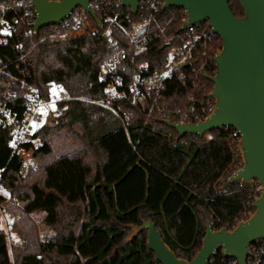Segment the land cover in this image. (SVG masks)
<instances>
[{
	"label": "trees",
	"instance_id": "trees-1",
	"mask_svg": "<svg viewBox=\"0 0 264 264\" xmlns=\"http://www.w3.org/2000/svg\"><path fill=\"white\" fill-rule=\"evenodd\" d=\"M228 3L234 15L242 14L237 0ZM103 9L116 25L102 18ZM118 10V15L111 12L107 0L93 9L101 22L94 33L59 38L54 30L60 25L44 26L37 36L26 34L32 27L20 7L4 14L11 27L5 33L0 26L5 38L0 101L22 115L34 100L48 99L53 83L71 98L59 104L55 123L34 132L39 140L34 171L19 173L9 131L0 127V203L8 198L5 209L14 215L10 231L18 238L9 247L0 227V264H160L147 247L146 231L127 240L129 226L142 221L153 222L176 256L190 260L201 247L207 222L231 230L245 208L254 211L246 206L249 186L228 182L217 191L219 177L232 167L226 130L212 131L208 139L178 138L154 104L142 105L128 89L133 71L145 65L144 75L159 73L168 50L180 45L182 9L150 10L140 2L135 14L127 7ZM134 25L141 26L137 43L146 38L140 48L126 34ZM216 45L221 46L219 37ZM121 51L125 59L119 58ZM202 62L200 50L192 48L188 65L177 70L184 82L166 79L156 104L184 106L190 94L206 97L213 86L211 72L191 70ZM102 68L123 78L118 89L124 95L110 107L100 103L106 87L98 76ZM61 130L73 132L80 144L54 151L53 136ZM37 213L50 230L45 238L32 218ZM216 253L222 257L220 249Z\"/></svg>",
	"mask_w": 264,
	"mask_h": 264
},
{
	"label": "water",
	"instance_id": "water-1",
	"mask_svg": "<svg viewBox=\"0 0 264 264\" xmlns=\"http://www.w3.org/2000/svg\"><path fill=\"white\" fill-rule=\"evenodd\" d=\"M91 0H32L36 13L33 34L48 25H58L77 7L87 12L98 25L100 20L90 8ZM133 14L142 0H119ZM242 14L234 15L228 0H164L162 9L181 8L185 12L186 26L206 23L221 40L215 56L217 72L209 79L213 83L207 97L213 98L215 107L204 119L196 123L164 120L177 137H202L222 128H234L240 135L239 148L242 167L232 174L228 182L248 183L256 179L262 186L254 200V211L231 229H214L206 223L202 244L195 256L186 260L177 257L163 241L161 233L151 221L130 225L127 240L146 231L147 247L160 264H207L218 249L224 257H234L245 264L248 245L264 239V0H237ZM188 65V63L186 64Z\"/></svg>",
	"mask_w": 264,
	"mask_h": 264
},
{
	"label": "built area",
	"instance_id": "built-area-1",
	"mask_svg": "<svg viewBox=\"0 0 264 264\" xmlns=\"http://www.w3.org/2000/svg\"><path fill=\"white\" fill-rule=\"evenodd\" d=\"M59 1V0H50ZM107 0H91L89 2L90 8L96 9L103 5ZM146 8L150 10L162 9L164 0H142ZM108 6L111 7V12L118 15L120 5L119 0H108ZM14 7H20L23 14L27 17L28 23L33 25L36 13L34 11L32 0H0V26L2 32H10V22L4 17L6 10ZM102 18L109 20L113 25L117 24L115 17L110 15L105 9L102 10ZM185 17V12L182 9ZM89 14L82 8L77 7L70 15L62 21L60 27L55 28L54 38L62 36L78 35L83 32L90 31L94 33L97 30V23L92 24L89 20ZM14 22L17 20L16 16L10 17ZM185 21V20H184ZM56 25V26H58ZM140 25H134L131 30L126 31L130 40L139 48L146 43L145 36L141 43H137L136 32ZM60 28L64 29L60 31ZM32 30H26V34H30ZM218 35L213 29L208 27L206 23H197L186 26L182 30L181 43L178 46L172 47L168 50L165 67L157 74L146 76V66L143 65L138 71H133L128 83V89L132 92L135 100L142 105L148 103L154 104L158 112L159 118L164 121L181 123H196L204 120L214 109L215 101L210 97H196L195 95L187 96V104L184 106L170 107L166 104H156L157 99L162 97V91L165 88L164 81L169 78H176L179 82H184L185 75L182 72H177L183 65L187 63L192 48H198L202 54L203 62L200 65L193 66L192 71L199 75H207L211 72L214 76L217 72L215 64V56L219 53L221 46L216 45V38ZM1 43H5V38H0ZM112 45L115 44L113 38L110 39ZM120 59L126 58V53L121 51L119 53ZM212 63L215 64L213 68ZM99 79L106 81L104 88V98L100 103L104 106H111V102L120 99L124 95L123 89H118L122 86L123 78L115 72H108L105 68L99 71ZM11 95V93L9 94ZM69 93L59 84H51L49 97L46 100L36 99L30 106H28L22 115L16 110H13L5 102L0 101V127L6 128L9 131V147L11 154L19 159L18 171L24 175L28 172L34 171L37 168V160L35 151L38 147L39 140L33 136L34 132L41 126H47L56 122L57 117L62 111V106L59 104L70 99ZM226 130L228 135L229 151L232 158V167L218 179V192H222L223 185L228 183L229 177L239 170L243 165L241 151L239 148L240 135L234 128H222ZM192 140L198 136H190ZM208 139L209 133L202 136ZM238 187L242 188L244 185L249 186L248 202L246 206L253 204L254 200L261 194L262 186L256 179H251L248 183L237 181ZM3 189L0 187V195ZM253 207V206H252ZM1 214V211H0ZM252 214L249 208H245L243 213L237 218V222L247 219ZM221 250V249H220ZM217 252V251H216ZM222 253V251H221ZM207 264H239L238 259L234 257H218L217 253L211 256ZM245 264H264V239L257 240L248 245V254L245 258Z\"/></svg>",
	"mask_w": 264,
	"mask_h": 264
},
{
	"label": "rangeland",
	"instance_id": "rangeland-1",
	"mask_svg": "<svg viewBox=\"0 0 264 264\" xmlns=\"http://www.w3.org/2000/svg\"><path fill=\"white\" fill-rule=\"evenodd\" d=\"M116 112V111H115ZM80 144L78 138L74 135L73 132L68 130H61L53 136V149L54 151L61 153L70 148H73ZM9 202L8 198L3 200L0 203V227L3 229L6 235L7 245L10 247L12 242H17L18 238L15 234L10 231V224L14 219V215H11L6 209L5 206ZM41 214H33L32 218L35 221L37 233L42 238L50 233L48 227L40 223ZM130 233V232H129ZM129 235V234H128Z\"/></svg>",
	"mask_w": 264,
	"mask_h": 264
}]
</instances>
